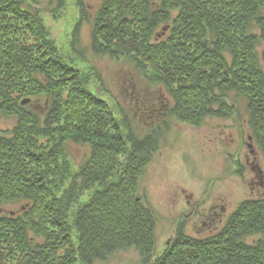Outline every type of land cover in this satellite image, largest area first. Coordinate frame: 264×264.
<instances>
[{
    "label": "trees",
    "instance_id": "1",
    "mask_svg": "<svg viewBox=\"0 0 264 264\" xmlns=\"http://www.w3.org/2000/svg\"><path fill=\"white\" fill-rule=\"evenodd\" d=\"M77 5L76 33L88 18ZM90 35L94 54L124 61L168 95L164 125L227 119L232 102H245L264 157V0H104ZM70 55L29 0H0V113L15 120L0 133V264H96L126 248L145 264H264V197L241 202L208 237L179 229L156 256V217L138 185L167 127L137 132L94 88L106 91L99 73ZM73 145L90 148L78 169Z\"/></svg>",
    "mask_w": 264,
    "mask_h": 264
},
{
    "label": "rangeland",
    "instance_id": "2",
    "mask_svg": "<svg viewBox=\"0 0 264 264\" xmlns=\"http://www.w3.org/2000/svg\"><path fill=\"white\" fill-rule=\"evenodd\" d=\"M83 1L88 18L80 24L77 33L82 16L77 0H29V3L41 13L50 38L62 52L71 54L81 69L99 73L106 91L101 90L97 81L94 88L103 98L109 101L112 98L114 105L126 109L135 119L132 123L136 131L145 132L159 126L165 130L167 127L138 185V197L156 217V256L171 245L179 229L188 236L202 238L219 232L241 202L264 197V188L256 186L252 190L250 186L251 170L246 157L249 155L263 174L264 157L251 134L246 103L232 102L235 109L232 117H209L201 126L182 123L175 118L167 119L164 125L165 109L171 104L168 95L158 86H151L146 75L124 61L94 54L90 49L92 23L104 0ZM159 32L160 37L166 36L167 28L161 26ZM258 52L264 61V42ZM153 103L156 111L146 115L147 107L151 109ZM32 107L40 114L45 110L40 102ZM14 124V118L0 113V133ZM68 151L74 169H78L90 154V148L83 145L70 146ZM216 202L223 203L227 209L222 221H212L203 213ZM16 208H10L11 212ZM96 264L145 263L138 251L126 248Z\"/></svg>",
    "mask_w": 264,
    "mask_h": 264
},
{
    "label": "flooded vegetation",
    "instance_id": "3",
    "mask_svg": "<svg viewBox=\"0 0 264 264\" xmlns=\"http://www.w3.org/2000/svg\"><path fill=\"white\" fill-rule=\"evenodd\" d=\"M160 100H161V98L158 99V102ZM158 102H155V103H158ZM161 102H162V100L160 101V103ZM155 103H153L154 106L151 105V107H152L151 109H149V107H147V109H148L147 112L150 113V115L154 112V110L156 111V109H157V107L155 108V106H156ZM246 163L249 165L250 170H251L250 186L252 187V190H254V188L256 186L264 188V174H263V172H261L259 170L257 164L250 160L249 155H247V157H246ZM203 213H204L206 218L211 219L212 221H216L217 219L219 221H222L224 216L227 215V209L223 203H221V202L217 203L216 202L211 206V208L208 211L203 212Z\"/></svg>",
    "mask_w": 264,
    "mask_h": 264
},
{
    "label": "water",
    "instance_id": "4",
    "mask_svg": "<svg viewBox=\"0 0 264 264\" xmlns=\"http://www.w3.org/2000/svg\"><path fill=\"white\" fill-rule=\"evenodd\" d=\"M30 100L29 99H24L23 101H22V104H26V103H28ZM250 147H252V145H250ZM255 151L254 150H251V153H254Z\"/></svg>",
    "mask_w": 264,
    "mask_h": 264
}]
</instances>
